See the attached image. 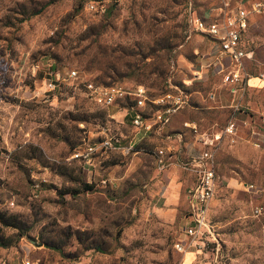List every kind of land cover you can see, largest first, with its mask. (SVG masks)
Wrapping results in <instances>:
<instances>
[{
  "label": "rangeland",
  "instance_id": "1",
  "mask_svg": "<svg viewBox=\"0 0 264 264\" xmlns=\"http://www.w3.org/2000/svg\"><path fill=\"white\" fill-rule=\"evenodd\" d=\"M212 1L0 0V211L16 215L20 226L0 222V264L179 261L174 243L184 239L185 186L174 212L163 211L171 206L164 180H181L188 170L179 155L170 158L176 169H158L151 149L163 142L148 133L128 153L100 148L87 162L71 156L87 142L130 129L129 118L109 115L122 113L116 104L107 110L86 96L81 83L93 79L142 84L151 94L170 79L191 102L202 95L222 104L204 113L212 128L233 111L236 131L222 133L215 150L210 231L200 248L210 264H264V212L254 213L255 206L264 209V88L243 89L232 101L211 99L220 74L201 80L187 68H198L195 57L208 38L187 18L219 3ZM246 66L257 71L255 61ZM69 68L74 76L44 90L48 71Z\"/></svg>",
  "mask_w": 264,
  "mask_h": 264
},
{
  "label": "built area",
  "instance_id": "2",
  "mask_svg": "<svg viewBox=\"0 0 264 264\" xmlns=\"http://www.w3.org/2000/svg\"><path fill=\"white\" fill-rule=\"evenodd\" d=\"M87 7L91 8L92 3H88ZM249 13L264 15V0H250L246 5L235 6L222 0L217 6L209 7L205 14L192 13L188 18L190 29L203 35H209L212 39V47L204 55V57L209 56V59L201 66L212 69L213 73H219L223 82L230 85L237 84L240 91L244 88V79L240 74L241 59L250 53V50L240 46V33L246 26V17ZM223 59H228V66L222 63ZM75 74L74 68L67 69L65 73L48 71V75L44 77L43 81L44 90L55 89L58 81L64 75L72 77ZM82 85L84 93L92 102L105 106L107 110L110 104H116L119 109H123L121 117L129 118L128 123L130 124V129L126 134H105L97 141V144L93 141L87 142L81 149H74L71 152V156L79 157L86 162L100 148L103 150L117 149L123 153L134 150L143 134H160L165 122L187 101V94L183 89L170 80H168V87L156 94H151L142 84L123 85L118 82L103 83L85 80ZM183 124L190 127L204 146L194 156L180 159L181 166L190 169L195 174L193 183L186 190L187 211L185 218L188 220L180 228L185 238L174 243L175 248L180 252H183L191 244L195 248H200L202 237L210 231L207 215L216 184L215 150L222 133L233 134L236 131L233 113L227 117L219 130L210 135L199 131L194 124L190 125L187 122H183ZM260 141L264 143V137ZM151 153L158 169H162L171 161L170 158L175 156V150L169 144L154 146ZM101 180L104 181V179ZM243 187L252 188V184L244 182ZM9 204H12L11 199ZM261 212H264L261 206L254 207L255 214ZM19 264H30V260L22 258Z\"/></svg>",
  "mask_w": 264,
  "mask_h": 264
},
{
  "label": "crops",
  "instance_id": "3",
  "mask_svg": "<svg viewBox=\"0 0 264 264\" xmlns=\"http://www.w3.org/2000/svg\"><path fill=\"white\" fill-rule=\"evenodd\" d=\"M214 1L217 2V0ZM221 1L222 0H218L219 3H217V5L220 4ZM225 1L228 2L231 6H235L238 4L246 5L249 3L250 0ZM217 5H213V7ZM198 35L199 37L203 36V34L201 33H199ZM205 39L207 40H205L204 42V46L206 47L205 51L203 52L204 54L195 57V60H197L199 63V69H192L187 65V68L193 72L192 77H201V80L206 79L209 73H212V69L204 68L203 66H201V64H203L206 60L209 59V56L204 57V55L205 53H207V51L211 49L213 44L211 38L208 37ZM240 46H242L244 49L250 50L249 55L244 56L241 59L240 74L244 79L243 89L252 87L264 88V15L256 13H249L247 15L246 26L242 29L240 33ZM252 61H255V63L257 64V71H251V69L246 66L248 62L250 63ZM222 63H224L226 66L229 65L228 59H223ZM259 64L261 65V67H259ZM245 66L247 67V69ZM192 77L184 79L186 80L187 84L188 82H190ZM197 93L201 94L200 91H198ZM240 93V88L237 84L230 85L226 82L221 81V85H211V89L208 92V97L211 99L218 98L224 100L229 98L232 101L235 97H239ZM189 95L190 94L187 93V96ZM199 97L200 99H198L197 102H191L187 99V101L181 107H179L177 111L173 113L170 118L165 122L164 126L162 127L161 133H153L155 136H158V138L163 142L162 145H171L175 150V155H179V157L182 159H187L191 156H194L204 146L201 140L197 138V135L192 132L188 125H184L183 122H187L190 125L194 124L199 131L204 132L207 135H210L212 132L216 131L214 130V128H212V124H210L209 118L206 117L204 113H207L208 109L216 108L217 106H222V104H217L213 100L206 101V97H203L202 95H199ZM225 105L229 107H236L237 103L232 104L230 102ZM120 110L123 113L124 110ZM122 113L120 115H111V113L109 112V115L111 117L117 118V120H119L120 122H123V118L121 117ZM231 113H233V111ZM124 119H127L126 116H124ZM144 135L145 134L140 137L141 141L143 140ZM219 141L220 140H218V143ZM167 165L168 167L166 169H163L164 172H170L171 169H176L175 164H172L171 161L168 162ZM185 170V178L181 180H178L175 176H170L164 180V201L165 203L171 204V206H169L166 210H163L167 212L166 215H170L172 212H174L173 210L175 209V206L173 204H176L180 196L183 197V192L181 189L182 186H185L186 198V190L194 181V172H192L190 169ZM187 220L188 219H186L184 216V223H186ZM181 233L184 235L183 232ZM177 264H210V262L206 257V251L201 248H195L193 244H191L187 249L181 252L180 259Z\"/></svg>",
  "mask_w": 264,
  "mask_h": 264
},
{
  "label": "trees",
  "instance_id": "4",
  "mask_svg": "<svg viewBox=\"0 0 264 264\" xmlns=\"http://www.w3.org/2000/svg\"><path fill=\"white\" fill-rule=\"evenodd\" d=\"M43 7V5L39 6L37 9L31 11L30 13H37L41 10V8ZM197 15H202V14H198L196 12H193ZM187 21H188V18H187ZM188 25H189V22H188ZM205 35V34H204ZM206 37H209V35H205ZM168 80L170 79H167L166 80V84H165V87L163 90H165L167 87H168ZM93 81H99V82H103V83H111L110 81H101V80H96V79H93ZM172 82V81H171ZM172 83H175V82H172ZM82 84V83H81ZM178 84V83H176ZM83 86V85H82ZM146 87V86H145ZM162 90V91H163ZM161 92V91H160ZM106 109V107H104ZM221 127H218V128H214V130H219ZM139 143H142V141H140ZM138 146V143L135 145V147ZM216 160V159H215ZM214 169H215V166H214ZM216 173V171H215ZM88 186V184H84V188H86ZM214 191V190H213ZM208 213H209V209H208ZM207 219H208V215H207ZM0 222L4 225H9V226H13V227H16V228H20L19 224H18V219H16V215H11V214H6L4 211H0ZM22 231L19 230V234H21Z\"/></svg>",
  "mask_w": 264,
  "mask_h": 264
}]
</instances>
